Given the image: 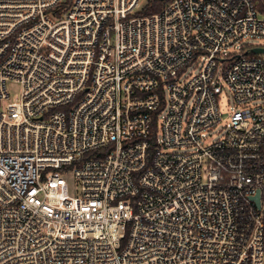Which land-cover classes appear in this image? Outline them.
Masks as SVG:
<instances>
[{
  "label": "built area",
  "instance_id": "1",
  "mask_svg": "<svg viewBox=\"0 0 264 264\" xmlns=\"http://www.w3.org/2000/svg\"><path fill=\"white\" fill-rule=\"evenodd\" d=\"M165 1L0 0V264H264V13Z\"/></svg>",
  "mask_w": 264,
  "mask_h": 264
},
{
  "label": "rangeland",
  "instance_id": "2",
  "mask_svg": "<svg viewBox=\"0 0 264 264\" xmlns=\"http://www.w3.org/2000/svg\"><path fill=\"white\" fill-rule=\"evenodd\" d=\"M148 0H142V4H146ZM165 1V0H162ZM144 11V7L142 9ZM138 14H143L142 11ZM245 44H264V38H247L244 41ZM195 72V69H189L187 73ZM9 92L11 94V99L14 100L16 96L20 94L21 87L19 84H13L9 83L8 84ZM260 104L264 103V99H257L252 102V104ZM238 104L235 101V98L233 96L232 91L230 88L224 84V87L222 89V92L219 95V107H220V112L222 115V121L221 123L212 130V138H217L223 134L225 131V126L226 124L230 121V114L236 109Z\"/></svg>",
  "mask_w": 264,
  "mask_h": 264
},
{
  "label": "trees",
  "instance_id": "3",
  "mask_svg": "<svg viewBox=\"0 0 264 264\" xmlns=\"http://www.w3.org/2000/svg\"><path fill=\"white\" fill-rule=\"evenodd\" d=\"M257 8L264 13V0H253ZM72 0H67V4L71 3ZM166 1L162 0H148L147 3L145 4L144 11L142 12L143 14H150L154 13L157 11H160L161 8L165 5Z\"/></svg>",
  "mask_w": 264,
  "mask_h": 264
},
{
  "label": "water",
  "instance_id": "4",
  "mask_svg": "<svg viewBox=\"0 0 264 264\" xmlns=\"http://www.w3.org/2000/svg\"><path fill=\"white\" fill-rule=\"evenodd\" d=\"M264 49H262V48H255L254 49V51H256V52H259V51H263Z\"/></svg>",
  "mask_w": 264,
  "mask_h": 264
}]
</instances>
